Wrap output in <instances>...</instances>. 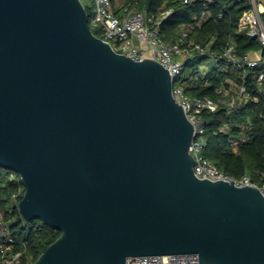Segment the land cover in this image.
Segmentation results:
<instances>
[{"label": "water", "instance_id": "1", "mask_svg": "<svg viewBox=\"0 0 264 264\" xmlns=\"http://www.w3.org/2000/svg\"><path fill=\"white\" fill-rule=\"evenodd\" d=\"M173 84L96 36L81 0H0V167L23 218L61 231L32 264H264L260 189L194 173Z\"/></svg>", "mask_w": 264, "mask_h": 264}, {"label": "trees", "instance_id": "2", "mask_svg": "<svg viewBox=\"0 0 264 264\" xmlns=\"http://www.w3.org/2000/svg\"><path fill=\"white\" fill-rule=\"evenodd\" d=\"M137 9L146 8L150 11L161 6L173 9L172 14L164 21L161 35L171 41L182 30L193 25L204 13L210 16L200 25L190 30L189 41L209 45L206 53L193 50L192 55L184 63L182 74L176 79L185 92L192 97L208 98L213 101L224 100L215 110L202 112L207 144L204 155L220 170L234 179L249 175L257 186L264 184V92L258 97V86L254 68L238 70L227 66L219 60L213 66L204 69L203 65L213 57H221L224 50L234 41V50L239 56L260 51V42L250 36L240 22V16L248 8L237 0H191L184 4L183 0H125ZM84 4V3H83ZM88 14L89 25L94 17L93 5L84 4ZM95 35L97 30L92 29ZM264 53V50H263ZM245 79L247 96L234 107L227 105V98L218 92L221 87L229 88V81L236 85ZM229 125L230 130L221 131V127ZM247 125L246 127H244ZM245 130L246 140L241 141L237 151L231 148L233 138ZM10 171L0 167V208L3 211L4 223L9 235L14 239L12 250L24 251L23 257L31 256L33 262L53 243L61 231L48 226L41 219L25 220L12 194L21 188L20 201L25 192L22 182L12 183L6 180ZM0 264H3L0 260Z\"/></svg>", "mask_w": 264, "mask_h": 264}, {"label": "built area", "instance_id": "3", "mask_svg": "<svg viewBox=\"0 0 264 264\" xmlns=\"http://www.w3.org/2000/svg\"><path fill=\"white\" fill-rule=\"evenodd\" d=\"M94 17L91 21V29L98 32L101 40L108 43L111 48L118 53L125 54L135 60L150 58L158 61L166 67L174 80L173 96L183 106L187 119L193 124V138L189 145V153L193 156L194 173L199 178L209 180H233L237 186H256L260 189L264 197V184L257 186L252 182L249 175H244L240 179H234L220 170L210 159L204 155L207 144L205 136L204 120L202 112L215 110L224 100L213 101L208 98L189 96L181 84H176V79L182 74L184 63L192 55L193 50L202 53L209 51L210 46H203L200 43L189 41L190 30L195 25L210 16L204 13L193 25L182 29L171 41H166L161 35V27L164 21L172 14L173 9L161 6L157 10L137 9L134 5L126 3L125 0H93ZM191 0H183L186 4ZM243 2L248 8L240 16V22L250 36L256 37L261 44V54L257 57L248 53L239 56L234 50L235 42L231 41L221 57H213L212 60L218 62L223 60L227 66L244 72L249 68L256 69L255 80L258 86V99L264 92V1L263 0H237ZM212 2V0H207ZM229 88L221 87L218 92L227 98V105L234 107L239 102L246 100L247 87L245 79L236 85L230 80ZM232 84L237 91L233 90ZM245 125L244 127H246ZM229 125L221 127V131H229ZM233 138L231 148L237 151L241 141L246 140L245 130ZM6 180L12 183L22 182L21 176L15 171L6 173ZM23 183V182H22ZM21 188L12 194V201L18 205ZM14 239L9 235L8 227L4 223L3 211L0 208V260L3 264H32L31 256L23 257L24 251L14 252L12 247ZM126 264H200L197 253H182L171 255H141L129 257Z\"/></svg>", "mask_w": 264, "mask_h": 264}, {"label": "rangeland", "instance_id": "4", "mask_svg": "<svg viewBox=\"0 0 264 264\" xmlns=\"http://www.w3.org/2000/svg\"><path fill=\"white\" fill-rule=\"evenodd\" d=\"M84 4H86V5H93V8H94V1L93 0H81ZM214 64H216L215 63V61L214 60H209L208 62H206L204 65H203V70L204 69H207V68H209V67H211V66H213ZM232 88H233V90L235 91H237V89H236V87L232 84Z\"/></svg>", "mask_w": 264, "mask_h": 264}, {"label": "crops", "instance_id": "5", "mask_svg": "<svg viewBox=\"0 0 264 264\" xmlns=\"http://www.w3.org/2000/svg\"><path fill=\"white\" fill-rule=\"evenodd\" d=\"M264 1V0H263ZM261 54V50L260 51H255V52H251V55L254 56V57H257ZM230 84V82H229Z\"/></svg>", "mask_w": 264, "mask_h": 264}]
</instances>
